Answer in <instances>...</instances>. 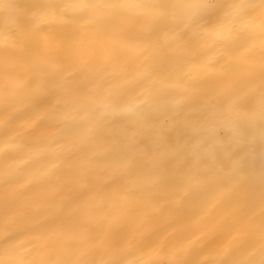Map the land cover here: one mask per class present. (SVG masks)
<instances>
[{"label": "snow or ice", "instance_id": "snow-or-ice-1", "mask_svg": "<svg viewBox=\"0 0 264 264\" xmlns=\"http://www.w3.org/2000/svg\"><path fill=\"white\" fill-rule=\"evenodd\" d=\"M28 11L33 22L51 21L59 31L34 26L32 35H17L4 29L0 52L9 54L0 56L5 82L0 103L7 110L27 90L28 109L44 113L26 147L60 150L46 153L64 160L63 171L53 164L49 174L90 186V175L75 171L77 162L92 142L103 138L109 145L107 158H118L126 173L138 178L140 189L130 193L128 212L163 221V232L171 229L177 236L166 242L155 232L153 239L142 236L147 264H264V0H34ZM133 21L143 22L138 33L131 31ZM162 33L171 36L163 44ZM101 38L116 44L104 47ZM116 45L133 51L148 45L138 54L150 50L152 61L146 72L118 89L103 72L112 64ZM212 50L215 55L205 58ZM98 61L100 67L93 69ZM21 62L26 76L16 71ZM235 73L240 75L232 79ZM154 78V95L137 93ZM49 98L55 103H46ZM108 116L127 123L116 128ZM16 118L0 122L6 156L24 147L15 144ZM52 125L58 126L55 133L44 135L42 127ZM137 127L154 129L146 142L128 136ZM209 127L213 132L228 129L229 146L213 136L214 146L208 149L202 134ZM5 183L11 187L16 176L8 175ZM19 195L6 202L14 206ZM221 201L233 222H220L218 230L238 242L203 244L199 237L190 238ZM60 211L69 218L82 216L83 222L68 239L38 237L44 248L59 250L56 259L17 255L18 245L5 232L0 264H125L122 239L113 231L121 224L118 217L93 221L73 201ZM94 223L108 224V233L93 235ZM101 248L107 259L95 258Z\"/></svg>", "mask_w": 264, "mask_h": 264}, {"label": "bare ground", "instance_id": "bare-ground-1", "mask_svg": "<svg viewBox=\"0 0 264 264\" xmlns=\"http://www.w3.org/2000/svg\"><path fill=\"white\" fill-rule=\"evenodd\" d=\"M34 0H0V35L4 34L6 27L10 28L17 35L21 31L32 35L34 26L42 27L45 32H58L57 25L51 21L41 23L32 21V12L28 8ZM12 5V7H9ZM133 33L141 30V22H132ZM91 34L90 30L85 31V37ZM170 40L171 36L165 37L162 33L160 42ZM39 34H35L34 43L38 44ZM100 43L104 47H113L116 44L111 38H101ZM256 43H259L257 37ZM136 50L131 47L116 45L113 61L111 65L105 66L103 72L107 76V82L114 88L126 86L128 81L134 80L138 74L144 73L149 69L152 61L149 59L150 50L144 55H139V51L148 47V45H137ZM9 53L0 52V56ZM14 54V53H12ZM215 55V50L208 51L207 57ZM100 67L98 61L93 65V69ZM16 71L21 76H26L24 66L19 63ZM91 75H95L93 71ZM240 73H235L232 79H237ZM4 81L0 78V93L4 91ZM90 89L92 85H87ZM155 87V78L145 83L137 89L138 94L154 95L152 90ZM29 92L22 91L13 100L7 110L3 103H0V122L15 115L17 118L14 123L13 135L15 144L24 146L22 150L15 155H5L6 138L0 137V240L4 239L5 232L13 237L12 242L18 245L17 255L26 259H38L43 255L46 259H56L59 250L53 248H44L42 240L38 238L41 234L54 239L65 240L70 238L72 233L79 229L83 217L69 218L68 214L61 213L60 209L68 201H73L86 210L85 215L91 217L93 221H99L105 217H118L121 224L113 231L122 239L121 250L125 257V264L128 262L142 260L144 264L150 259L148 249L142 247L139 243L142 236L153 239V233H158L161 242L175 240L177 236L171 233L163 232L164 222L158 223L146 221L139 212H128L131 203L130 193L140 189L137 177L126 173L124 164L118 158H107L109 145L103 138H97L89 145V150L78 160V171L80 175L88 174L91 178V185L85 186L74 179L68 177H53L49 173L52 165L55 164L63 171V156H47L46 153H59V149L54 147H26L33 139L34 125L44 113L33 114L28 109ZM46 103H55L54 99L49 98ZM116 120V128H120L127 121L118 120L114 116H108L107 121ZM57 125L44 126L41 131L44 135L51 136L55 133ZM159 128V125H157ZM154 129L132 128L128 136H137L138 139L145 140L151 135ZM208 149L214 146L213 136L229 146L228 137L231 135L228 129L218 127L213 132L209 127L203 134ZM49 144L51 142L49 141ZM256 167H259L258 156L256 158ZM13 174L16 176L17 183L9 187L5 181L7 176ZM19 193L14 206L6 202V198ZM220 222H233L231 210L222 201L217 203L215 210L211 213V219L199 221L198 230L195 237H199L203 244L213 242L217 245L235 244L238 241L232 236L218 230ZM241 227L239 223L236 225ZM93 235L99 234L103 237L109 231V225L93 224ZM96 259H107L108 253L104 249H98Z\"/></svg>", "mask_w": 264, "mask_h": 264}]
</instances>
